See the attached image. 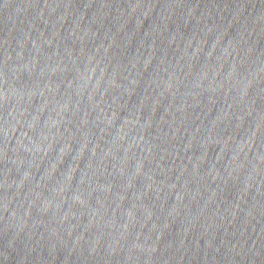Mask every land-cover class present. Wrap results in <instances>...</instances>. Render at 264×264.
I'll list each match as a JSON object with an SVG mask.
<instances>
[{"label":"water","instance_id":"obj_1","mask_svg":"<svg viewBox=\"0 0 264 264\" xmlns=\"http://www.w3.org/2000/svg\"><path fill=\"white\" fill-rule=\"evenodd\" d=\"M0 264H264V0H0Z\"/></svg>","mask_w":264,"mask_h":264}]
</instances>
